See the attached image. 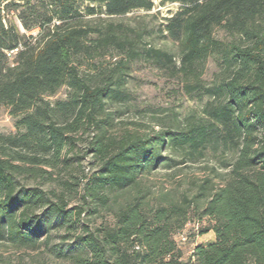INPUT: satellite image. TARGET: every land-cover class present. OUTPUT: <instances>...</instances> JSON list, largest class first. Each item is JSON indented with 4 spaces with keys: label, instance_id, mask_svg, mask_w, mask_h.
Listing matches in <instances>:
<instances>
[{
    "label": "trees",
    "instance_id": "obj_1",
    "mask_svg": "<svg viewBox=\"0 0 264 264\" xmlns=\"http://www.w3.org/2000/svg\"><path fill=\"white\" fill-rule=\"evenodd\" d=\"M155 1L180 5L162 29L178 64L110 22ZM218 28L234 40L217 39ZM112 52L126 59L110 70ZM143 57L180 78L188 97L208 99L201 116L113 134L108 105L127 101L128 62ZM209 59L219 68L211 85ZM62 88L66 99L51 101ZM0 107L18 130L0 133V244L43 249L37 264H264V0H0ZM167 151L191 163L221 157L225 173L212 168L193 196L152 203L143 177L178 165ZM102 212L114 223L90 225ZM192 218L208 219L215 240L187 263L174 236Z\"/></svg>",
    "mask_w": 264,
    "mask_h": 264
},
{
    "label": "rangeland",
    "instance_id": "obj_2",
    "mask_svg": "<svg viewBox=\"0 0 264 264\" xmlns=\"http://www.w3.org/2000/svg\"><path fill=\"white\" fill-rule=\"evenodd\" d=\"M179 9V4L161 5L159 1H155V7L151 12L134 11L126 16L114 18L110 22L124 27L131 38L137 39L140 49L151 46L168 51L175 55L174 60L178 64V46L171 39L163 36L162 29L164 19L170 18ZM9 20H14L21 31L25 32L15 17H9ZM36 34L37 31L29 35L35 36ZM215 37L224 41L234 40L233 36L227 34L221 28L216 29ZM112 54L113 58L108 56L104 60V67L110 70L114 68L118 61L126 59L125 56H119L120 54L117 52H112ZM218 72L219 68L216 63L213 59H209L203 76L205 83L211 85L215 79V74ZM126 75L124 89L128 96L127 101H112L108 105V111L115 118L113 134L116 135L126 130L136 131L140 134H153L175 124H182L189 116H195L196 118L201 116L202 109L208 100L204 98L199 101L188 97L182 88L183 85L180 78L172 77L169 72L159 68L157 64L146 60L144 57L129 61ZM67 93V88H62L59 94L52 98L51 101L66 99ZM17 132L15 119L10 116L9 110L5 107H0V133L7 135L16 134ZM164 156L172 157L178 165L173 168L158 166L143 177V187L150 188L152 203L159 201L163 195H165L164 199L174 202L180 201L183 195L193 196L196 192L195 184L201 179L212 177V168H216L221 174L225 173V170L220 166L221 157H207L205 160L191 163L185 162L183 158L169 151L164 152ZM91 163L90 158H86L83 162L85 174L91 173L94 167ZM78 177H82V175L80 174ZM217 181L219 182L220 180ZM54 189L57 192L62 190L56 184ZM81 189L82 185L77 188L78 192L74 195L71 207L80 203ZM131 193L135 194L133 191ZM125 198L126 196H122L119 201L123 202ZM88 222L90 225L100 226L114 223V218L111 213L102 212ZM210 225L211 223L208 219L202 220L200 235L195 240L191 239V245H207L211 242L210 236L204 233ZM55 233L63 235L65 232L62 230ZM54 235L57 237V234ZM174 239L179 241L177 235L174 236ZM59 242L60 239L55 238L53 244L55 245ZM191 245L182 247L183 258L187 263H190L191 256L189 251ZM42 250L24 251L17 250L6 244H0V256L11 258L15 261L19 259L28 264H37L40 260L45 259L47 256ZM51 263L60 264L53 261Z\"/></svg>",
    "mask_w": 264,
    "mask_h": 264
},
{
    "label": "built area",
    "instance_id": "obj_3",
    "mask_svg": "<svg viewBox=\"0 0 264 264\" xmlns=\"http://www.w3.org/2000/svg\"><path fill=\"white\" fill-rule=\"evenodd\" d=\"M201 227H202V221H199L196 218L194 219L192 218L188 221L184 229L177 234V236L179 237V241L176 240L175 241L177 243L178 248L181 251L183 250L182 247H185L186 245H191L190 241L192 238L195 240L199 237ZM190 247L191 249L189 251V254L192 257L196 246L192 244Z\"/></svg>",
    "mask_w": 264,
    "mask_h": 264
},
{
    "label": "crops",
    "instance_id": "obj_4",
    "mask_svg": "<svg viewBox=\"0 0 264 264\" xmlns=\"http://www.w3.org/2000/svg\"><path fill=\"white\" fill-rule=\"evenodd\" d=\"M207 235L210 236L211 242H213L215 240V235H214V233L212 231H210L209 233H207Z\"/></svg>",
    "mask_w": 264,
    "mask_h": 264
}]
</instances>
